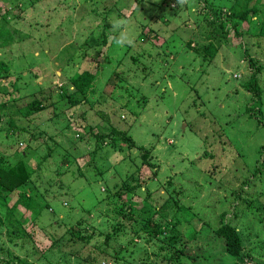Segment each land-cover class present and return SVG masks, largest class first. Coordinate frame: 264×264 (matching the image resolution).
<instances>
[{
	"label": "rangeland",
	"instance_id": "374dc122",
	"mask_svg": "<svg viewBox=\"0 0 264 264\" xmlns=\"http://www.w3.org/2000/svg\"><path fill=\"white\" fill-rule=\"evenodd\" d=\"M163 1L0 0L6 8H13L10 23H17L7 25L11 38L0 50V58L11 67V75L0 82V104L5 105L0 107V157L6 156L13 166L19 154L31 155L28 163L33 166V186L38 188V200L45 207L35 221L33 212L19 206L16 215L24 217L25 225L19 228L18 246L3 231L0 248L6 251L2 256L10 250L15 256L41 264L35 262L37 245L38 253L44 249L54 252L60 264L104 263L101 250L106 248L105 239L100 234L111 231L116 213V204L107 193L117 183L128 181L136 163L142 167V162L139 149L125 147L118 153L108 145L99 148L101 140L97 136L111 134L112 127L126 132L130 125L139 146L153 147L161 179L166 183L173 180L180 191L187 210L184 217L189 222L184 221L178 229L197 236L190 242L188 253L198 258L199 264L236 262L215 234L225 212L227 221L235 225L241 222L239 228L252 240L264 237V225L254 219L247 203L235 196L241 193L250 200L264 192V38L257 37L259 18L240 28L250 37L236 40L232 30L231 37L219 46L218 55L210 60L194 49L202 37L203 43L214 42L202 35L210 27L202 17L203 4L196 5L200 0H186L182 6L177 0H165L163 7H156ZM209 1L219 10L224 7L223 12L237 4V0ZM152 13L160 19L149 21ZM36 15L49 18L53 21L50 25L57 28L55 34L51 33L53 27L42 28L40 43L33 27L38 22ZM58 17L67 22L61 25L54 21ZM104 19L110 33L108 46L98 62L93 61L97 67L94 71H99L97 91L91 101L76 104L82 95H73L71 78L76 71L90 68L86 66L90 61L82 55H95L96 48L91 46L102 41ZM116 21L127 24L134 46L116 43L121 31L114 29ZM72 22L82 24L88 35L76 34L78 26ZM62 33L65 35L60 41L51 45V39ZM249 57L255 60L254 66H250ZM256 72L263 88L259 107L244 87ZM62 86L72 93L70 97H61ZM37 99L45 107L33 109L29 117H24L21 109ZM250 105L258 107L251 112L253 117L246 112ZM21 128L27 132H21ZM209 142L215 144V157L204 155L211 148ZM256 168L262 170L257 176ZM143 171V178L151 175V170L143 167ZM10 198L8 206L12 207L19 192L11 193ZM134 202L138 205L139 198ZM244 209L240 219H235L233 214ZM5 212L4 204L0 206L2 217ZM88 212L94 221L84 228ZM94 228L97 232L90 242L75 240L74 231H82L85 236V229L90 234ZM141 242L151 254L157 248ZM127 258L133 264H146L136 255L128 254ZM64 259L68 263H63Z\"/></svg>",
	"mask_w": 264,
	"mask_h": 264
},
{
	"label": "trees",
	"instance_id": "16d2710c",
	"mask_svg": "<svg viewBox=\"0 0 264 264\" xmlns=\"http://www.w3.org/2000/svg\"><path fill=\"white\" fill-rule=\"evenodd\" d=\"M198 2L203 4L202 10L205 11L202 17L205 20V24L210 27L209 30L204 31V33L202 32V35L206 34L208 37L214 39V42L203 43L204 39L202 37V39L195 42L196 45H194L195 48H193L197 52L204 54V58H210V60H213L218 55V48L221 43L226 38L231 37L230 33L232 30L236 32V40L242 41L244 38L250 37L249 34L242 33L240 28L243 23L252 21L254 24V20H252L254 17L259 18V30L257 37L261 39L264 38V0H237L236 6L229 7L225 12H223L224 7L219 10L215 3L210 2L209 0L197 1L196 5ZM164 4L165 0L162 4L156 7L161 8ZM251 5H253V7H251ZM16 6L18 8L19 3L16 4ZM34 6L35 4L32 2V7ZM12 9L6 8L5 5L0 2V50L5 46L6 40L11 38V30L7 27V25L12 24L10 23V14H12ZM229 12L231 13L229 14ZM211 16L212 18H210ZM14 18L17 17L14 15ZM35 19L38 20V22H34L35 26L33 27H35V33L39 35V43L41 39L40 30L42 28L53 27V31L51 33L55 34L57 32V28H55L53 24L50 25L53 21L49 22V18H43L36 15ZM159 19L160 17L157 16L156 13H152L149 21ZM210 19H212V21ZM54 21L60 22L61 25H64L65 22H67L62 21L59 17ZM104 23L106 26L105 31L100 36L102 41L96 43L95 45L92 44L91 46V48H96L95 55L92 57L90 52H85V54L82 55L86 62L90 61L89 63L85 62L87 64L86 66L90 68H86L82 71H76L71 78L72 84L75 87L72 92L73 95H82V99L78 100L76 104L89 102L91 101V97L96 94L99 71L98 69L97 72L94 71L97 67H95L96 65L93 61L98 62L100 54L102 55L103 53V48L108 46L109 43L110 25L106 19H104ZM84 24L86 25L89 23ZM12 25L17 26V23ZM71 25L78 26L76 34L81 33L88 35V32L83 29L82 24L72 22ZM89 28L92 33L95 32L91 24ZM63 35L65 34L62 33L60 37L55 36L52 38L51 45L59 42V38ZM48 37H51V35H48ZM115 38L116 37L113 38L112 42ZM192 44H194L193 41H190L189 45L192 46ZM246 59L248 60V58ZM72 60L73 58L70 59V61ZM106 60L107 58L105 61ZM249 63L250 66H254L255 60L252 57H249ZM10 69L11 67L9 63L0 58V82L3 79H7L11 75ZM255 74L256 75L251 76L250 80L244 87L247 88L253 95V98H250V100L258 102L257 106L259 107L261 106L259 102L263 97V88L261 87L262 81L259 79V76H257V72ZM61 90V97L63 98L70 97V95H72V93L69 94L66 87H63ZM3 106L5 105L0 104V107ZM44 107L45 106L42 101L37 99L32 104L26 105V107H24V111L21 109V112L24 117H29L31 113H33L31 110L34 109V111H40ZM258 107L256 109L250 105L249 108H246V112L250 113L253 117L254 114L251 112L258 110ZM97 116L99 119H102L101 116ZM1 117L2 119L5 118L4 116ZM123 119H125V116ZM129 123L132 124L131 119ZM130 127L126 132L112 127L111 134L97 136L98 139L101 140V145L98 144L99 148H104V145H108L111 149L118 153L123 152L125 147L127 149H139L141 154L140 159L142 162V167H140L141 163H136V171L131 174L128 181H124L122 185L117 183L113 190L107 193L108 198L110 197L116 204V213L114 215L115 225L112 227L111 231L100 234V236L105 239L104 247H106L101 250V258L104 259L103 264H133L132 259L127 258L128 254L136 255L138 260L145 262L146 264H152V262L157 263L160 261H164V264H199L198 258L188 253V247L191 244L190 242L195 240L197 236L192 235V232H189L188 230L180 232L178 229L184 221L189 220L184 217L187 210L185 209L186 206L181 203L182 199L178 187L173 180L166 183L164 181L165 179H161V166L154 155L153 147L139 146L134 141L132 134L130 133ZM20 131L27 132L22 128ZM208 144L211 148L208 149L204 155H214L215 157V144L211 142ZM30 156L31 155L27 152L21 155L19 154L17 163L13 166L9 165V160L6 156L0 157V202L4 201V203L0 204V206L5 204L6 207V212L3 217L0 214V238H2L1 235L3 234V231L6 230L7 235L11 237V242L15 246H18V241H15L19 239V235H17L19 228L25 225V220L23 219L24 217L18 218L16 215V210H18L19 206H23L27 212H33L32 216H35L33 218L35 221L43 214L45 209L42 203L38 200V197L40 196V193L37 191L38 188L36 189V185L35 188L33 186V166L30 165L29 167L28 163ZM258 164H261V160H258ZM143 167L151 170V175L147 178H143L145 173L143 171ZM208 171H210V169ZM261 171L262 170L260 168H256L255 176H257ZM64 174L61 173L62 176H64ZM248 183L249 180L246 184ZM4 191L6 192L5 195H3ZM17 191L19 192V198L14 206L9 207L8 203L11 200L10 194H14ZM235 196L236 200H242L244 203H247V209L251 214H253L254 219L264 225V192H259L255 198H250V200L246 196L244 197L241 193H235ZM137 198H139L141 206H139L140 203L137 205L134 202ZM253 208H256L257 211L253 212ZM244 212L245 209L240 213L238 212L239 214L234 213L233 216L235 219L238 217L240 219L241 214ZM87 216L89 221L86 223L84 228L94 221L91 212H88ZM227 216V212L223 213L220 226L215 228V234L225 244L227 254L236 260L234 264H264V237L260 238L261 234H259L258 238H260V240H252L251 237H248L247 234L244 233V229L239 228L238 225L241 222H238V225H235L232 221H227ZM77 225L81 226L80 223ZM263 230L264 228H262V231ZM96 232L97 228H94L93 233L87 234L88 229H85V236L82 231H74L73 235L77 241L84 240L86 242H90V240L95 237ZM13 236H16V238H12ZM31 238L32 237L29 239ZM137 238L140 240L136 241ZM142 240H144V244L146 245L152 244L151 247H157L152 252L153 254L149 252V249L142 246ZM51 248L54 249L53 246ZM130 248H132V250H130ZM38 250L39 247L35 245V262L41 264H60L55 261L56 256H54V252H52V254L47 253L48 250L44 249L42 253H38ZM5 251V248H0V264H33V262H29L26 258L15 256L10 250L7 251L6 256H2ZM151 256H156L157 258L152 259ZM86 262L87 261H85V263ZM63 263H68V260L64 259ZM87 264L97 263L93 261Z\"/></svg>",
	"mask_w": 264,
	"mask_h": 264
},
{
	"label": "clouds",
	"instance_id": "9594fccd",
	"mask_svg": "<svg viewBox=\"0 0 264 264\" xmlns=\"http://www.w3.org/2000/svg\"><path fill=\"white\" fill-rule=\"evenodd\" d=\"M177 3L181 6L186 3V0H177ZM173 7L176 5L173 4ZM114 29H121L120 36L116 39V43L119 46H134V36L130 32L127 24L123 21H116L113 24Z\"/></svg>",
	"mask_w": 264,
	"mask_h": 264
}]
</instances>
